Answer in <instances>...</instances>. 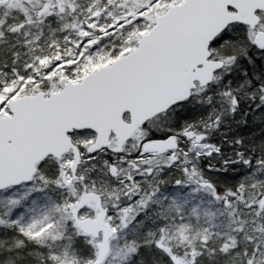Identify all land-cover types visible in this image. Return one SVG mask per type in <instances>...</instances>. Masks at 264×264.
I'll list each match as a JSON object with an SVG mask.
<instances>
[{
  "label": "snow or ice",
  "instance_id": "obj_1",
  "mask_svg": "<svg viewBox=\"0 0 264 264\" xmlns=\"http://www.w3.org/2000/svg\"><path fill=\"white\" fill-rule=\"evenodd\" d=\"M0 264H264V0H0Z\"/></svg>",
  "mask_w": 264,
  "mask_h": 264
}]
</instances>
